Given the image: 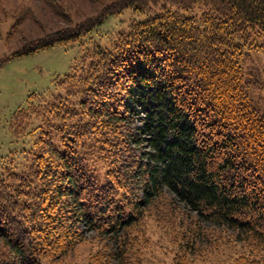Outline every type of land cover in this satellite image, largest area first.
<instances>
[{
    "label": "trees",
    "instance_id": "obj_1",
    "mask_svg": "<svg viewBox=\"0 0 264 264\" xmlns=\"http://www.w3.org/2000/svg\"><path fill=\"white\" fill-rule=\"evenodd\" d=\"M119 1L143 17L111 48L94 45L83 75L62 80L55 116L65 109L80 122L55 126L61 146L51 139L25 169L0 164V264H44L86 230L104 241L89 264H138V228L160 203L194 213L188 251L207 222L242 243L231 264H264V109L244 68L264 51V0ZM112 13L33 39L0 57V68L8 57L72 43ZM44 105L19 110L24 126L13 134L24 136ZM91 155L107 164L105 179ZM185 254L177 264H187Z\"/></svg>",
    "mask_w": 264,
    "mask_h": 264
},
{
    "label": "rangeland",
    "instance_id": "obj_2",
    "mask_svg": "<svg viewBox=\"0 0 264 264\" xmlns=\"http://www.w3.org/2000/svg\"><path fill=\"white\" fill-rule=\"evenodd\" d=\"M122 4L119 0H0L1 58L33 39L91 21L99 12L113 11L102 24L72 43L8 57L0 68V164L12 161L14 170L25 169L45 146H49L51 139L61 146L55 126L80 122L74 115L71 118L64 113L65 109L58 110L59 115L55 116V104L62 100L69 81L66 79L62 83V80L68 73L74 74L71 80L83 75L91 62L89 55L94 45L111 48L130 22L143 17L132 7H121ZM244 68L253 99L264 109V51L251 52L244 60ZM70 100H73L71 106L77 107L78 95H72ZM37 104H45V110L28 121L24 136H15L11 126H24L17 122L15 115L28 105ZM141 116L142 113L138 118ZM19 118L21 122L22 117ZM140 124L139 119H134L132 126ZM90 160L97 175L105 179L107 164L96 155H91ZM172 208L160 203L145 211L138 228L142 238L136 251L138 264H177L176 258L181 253H186L187 264H231L242 251V243H236L230 231L207 222L200 224L203 231L196 239L195 247L188 251L185 248L189 236L186 228L193 229L197 219L187 207L180 205L174 213H171ZM84 236L72 250L60 256L51 255L44 264H89L92 254L104 241L94 231L86 230ZM1 243L2 253L5 249Z\"/></svg>",
    "mask_w": 264,
    "mask_h": 264
}]
</instances>
